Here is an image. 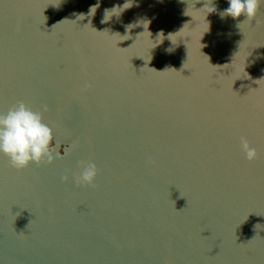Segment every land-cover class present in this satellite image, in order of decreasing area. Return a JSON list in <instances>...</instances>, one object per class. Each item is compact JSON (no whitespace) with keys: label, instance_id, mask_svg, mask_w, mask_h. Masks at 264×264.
Here are the masks:
<instances>
[{"label":"water","instance_id":"1","mask_svg":"<svg viewBox=\"0 0 264 264\" xmlns=\"http://www.w3.org/2000/svg\"><path fill=\"white\" fill-rule=\"evenodd\" d=\"M228 7L0 0V115L23 101L60 145L0 153V264H264V3Z\"/></svg>","mask_w":264,"mask_h":264},{"label":"clouds","instance_id":"2","mask_svg":"<svg viewBox=\"0 0 264 264\" xmlns=\"http://www.w3.org/2000/svg\"><path fill=\"white\" fill-rule=\"evenodd\" d=\"M261 3L264 0H228L229 7L220 15L222 18L230 16L233 19L244 17L242 23L251 21L256 17ZM215 11L214 8L213 12ZM43 111H47L46 106ZM240 145L249 162L258 159L259 153L246 137L240 138ZM59 147L55 142L53 129L45 123L43 114L33 111L23 101L18 102L6 114L0 115V153L9 159L13 168L24 170L33 163L52 164L60 156ZM80 166L82 172L75 176L76 183L94 185L99 173L97 166L90 161L81 162Z\"/></svg>","mask_w":264,"mask_h":264}]
</instances>
